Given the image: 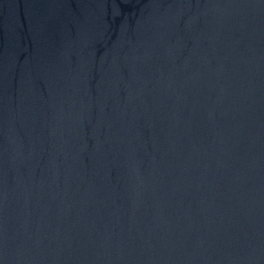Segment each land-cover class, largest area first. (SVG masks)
<instances>
[{
  "label": "water",
  "instance_id": "obj_1",
  "mask_svg": "<svg viewBox=\"0 0 264 264\" xmlns=\"http://www.w3.org/2000/svg\"><path fill=\"white\" fill-rule=\"evenodd\" d=\"M0 264H264V0H0Z\"/></svg>",
  "mask_w": 264,
  "mask_h": 264
}]
</instances>
